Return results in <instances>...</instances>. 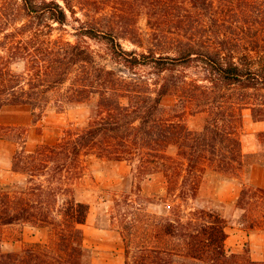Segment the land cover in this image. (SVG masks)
<instances>
[{
  "label": "trees",
  "instance_id": "16d2710c",
  "mask_svg": "<svg viewBox=\"0 0 264 264\" xmlns=\"http://www.w3.org/2000/svg\"><path fill=\"white\" fill-rule=\"evenodd\" d=\"M141 11L150 43L128 50L122 40L143 46ZM49 107H87L89 123L31 153L25 139L17 142L13 170L28 180L0 191V264H85L90 206L66 173L79 178L89 155L163 172L168 196L180 201L175 218H155L150 231L134 226L124 264H264L248 251H227L219 213L182 214L207 170L226 177L244 170V110L264 121V0H0V113L27 109L36 124ZM188 114L206 115L202 130L188 126ZM248 193L244 187L240 206ZM16 224L47 228L50 238L5 252L3 228Z\"/></svg>",
  "mask_w": 264,
  "mask_h": 264
},
{
  "label": "rangeland",
  "instance_id": "374dc122",
  "mask_svg": "<svg viewBox=\"0 0 264 264\" xmlns=\"http://www.w3.org/2000/svg\"><path fill=\"white\" fill-rule=\"evenodd\" d=\"M70 33H74L68 27ZM137 30L143 46L129 40H122L128 50L142 52L149 45L150 27L147 16L141 11ZM62 32L56 31L54 37ZM66 38L75 40L71 34ZM92 46L104 54V45L88 39ZM107 64L112 65L108 60ZM24 64L16 69L22 71ZM167 105L174 103L173 97L165 99ZM91 110L87 107L59 111L49 107L44 117L36 124L27 109L9 108L0 113V191L26 185L28 176L15 172L13 156L21 149L18 141L26 140L28 153L41 144L57 141L70 128H84L88 125ZM187 124L193 130H202L206 115L188 114ZM26 126V131L16 128ZM264 121L256 122L251 109L244 110L242 142L245 168L237 177H226L207 170L201 184L198 198L183 207L182 214L191 209L205 208L219 213L226 221V248L230 254H246L248 251L255 261H264V194L256 191L264 188ZM175 154L176 150L172 149ZM81 176L73 179L66 173L69 183H73L74 193L79 201L90 206L87 222L82 225L85 246L89 249L85 264H124L127 242L132 237L134 226L150 229L155 218L171 215L180 203L174 196H168L167 180L163 172L141 173L137 164L100 159L95 155L82 157ZM244 187L249 193L242 206L239 200ZM150 231V230H149ZM50 238L49 229L37 228L29 224H16L3 228L2 249L5 252L19 251L24 244L46 242ZM134 239V236L132 237Z\"/></svg>",
  "mask_w": 264,
  "mask_h": 264
}]
</instances>
